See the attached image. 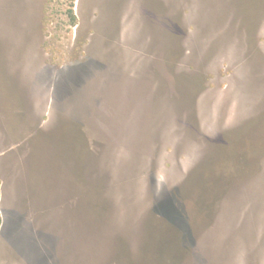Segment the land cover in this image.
Here are the masks:
<instances>
[{"label": "rangeland", "instance_id": "obj_1", "mask_svg": "<svg viewBox=\"0 0 264 264\" xmlns=\"http://www.w3.org/2000/svg\"><path fill=\"white\" fill-rule=\"evenodd\" d=\"M0 264H264V0H0Z\"/></svg>", "mask_w": 264, "mask_h": 264}]
</instances>
